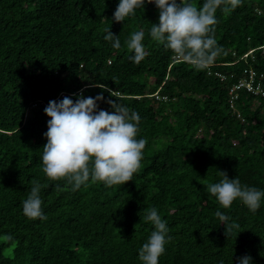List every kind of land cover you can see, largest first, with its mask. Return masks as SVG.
Returning <instances> with one entry per match:
<instances>
[{
  "label": "trees",
  "instance_id": "1",
  "mask_svg": "<svg viewBox=\"0 0 264 264\" xmlns=\"http://www.w3.org/2000/svg\"><path fill=\"white\" fill-rule=\"evenodd\" d=\"M190 2L199 8L204 0ZM118 4L0 0V264H142L152 208L171 236L158 264H239L245 255L264 264V197L253 213L239 199L225 209L207 191L220 171L264 191V96L240 90L236 107L230 103L246 68L257 80L264 74V0L217 9L214 38L224 53L204 70L151 38L159 23L154 3L124 22L113 19ZM105 28L120 49L104 39ZM140 30L148 55L136 65L126 41ZM81 90L102 93L101 109L112 112L106 101L123 98L140 115L136 138L147 143L132 181L107 187L89 180L73 191L43 172L44 108L65 96L75 101ZM33 181L42 185L44 220L23 214ZM217 211L239 229L226 236Z\"/></svg>",
  "mask_w": 264,
  "mask_h": 264
},
{
  "label": "clouds",
  "instance_id": "2",
  "mask_svg": "<svg viewBox=\"0 0 264 264\" xmlns=\"http://www.w3.org/2000/svg\"><path fill=\"white\" fill-rule=\"evenodd\" d=\"M146 2L154 3L159 10V23L152 25L151 38L170 49L180 62L204 70L224 53L214 38L217 9L230 12L240 6L242 0H204L199 8L190 0H119L113 19L124 22L126 17L135 14L136 9H143ZM104 32V39L114 41L112 47L120 49L118 36L110 28H105ZM144 37L145 32L140 30L126 41L128 50L134 52L129 59L136 65L148 55L142 43ZM97 86L115 96L106 85ZM104 99L102 93L94 98L85 97L81 90L75 101L65 96L59 101L48 102L44 112L50 119L47 121L48 130L43 133L47 142L42 147V170L49 180H66L75 191L89 180L103 182L107 187L123 185L132 181L133 175L140 170L147 143L143 138H136L140 115L120 103L123 98L106 101L114 111L101 109L98 102ZM220 174L223 178L218 183L208 184L207 191L223 208H230L237 199L253 213L260 208L264 191L241 185L239 178L230 179L226 172L220 171ZM41 188L39 181H33L30 194L23 201V214L29 219H46ZM215 215L225 225L226 236L239 229V224L228 223L229 217L220 211ZM144 219L154 225V230L139 249V259L142 264H158L171 236L166 222L155 208ZM7 239L11 240V235ZM251 260L245 255L239 258V264H251Z\"/></svg>",
  "mask_w": 264,
  "mask_h": 264
},
{
  "label": "built area",
  "instance_id": "3",
  "mask_svg": "<svg viewBox=\"0 0 264 264\" xmlns=\"http://www.w3.org/2000/svg\"><path fill=\"white\" fill-rule=\"evenodd\" d=\"M248 54H245L243 58L247 57ZM223 79L227 77V75L219 72L218 73ZM258 74L252 68H246L244 70V75L230 88L231 98L230 103L232 107H236V100L239 97L240 90H247L254 95H262L264 96V86L263 79L264 74H261L259 79L257 80ZM239 116L241 114L239 113Z\"/></svg>",
  "mask_w": 264,
  "mask_h": 264
}]
</instances>
